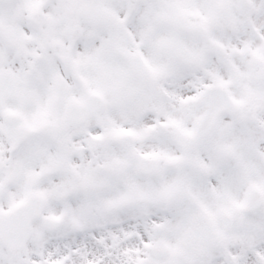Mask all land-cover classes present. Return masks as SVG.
<instances>
[{"label":"snow or ice","instance_id":"obj_1","mask_svg":"<svg viewBox=\"0 0 264 264\" xmlns=\"http://www.w3.org/2000/svg\"><path fill=\"white\" fill-rule=\"evenodd\" d=\"M0 264H264V0H0Z\"/></svg>","mask_w":264,"mask_h":264}]
</instances>
